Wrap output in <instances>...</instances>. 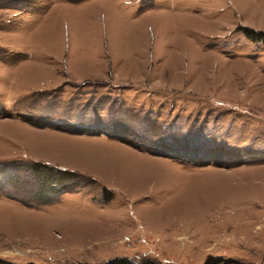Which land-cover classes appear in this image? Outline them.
<instances>
[{"label": "rangeland", "instance_id": "1", "mask_svg": "<svg viewBox=\"0 0 264 264\" xmlns=\"http://www.w3.org/2000/svg\"><path fill=\"white\" fill-rule=\"evenodd\" d=\"M114 259L264 264V0H0V264Z\"/></svg>", "mask_w": 264, "mask_h": 264}, {"label": "trees", "instance_id": "2", "mask_svg": "<svg viewBox=\"0 0 264 264\" xmlns=\"http://www.w3.org/2000/svg\"><path fill=\"white\" fill-rule=\"evenodd\" d=\"M246 36L251 38V35H246ZM104 264H135V263H132L126 259H114ZM144 264H153V263H144Z\"/></svg>", "mask_w": 264, "mask_h": 264}]
</instances>
